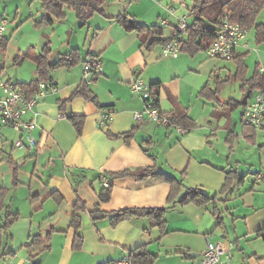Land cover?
Here are the masks:
<instances>
[{
    "label": "crops",
    "instance_id": "obj_1",
    "mask_svg": "<svg viewBox=\"0 0 264 264\" xmlns=\"http://www.w3.org/2000/svg\"><path fill=\"white\" fill-rule=\"evenodd\" d=\"M119 2H122L119 6H108L107 15L94 14L86 25L80 26L76 14L69 16L68 8L64 19L41 24L45 29L46 24L59 25L62 20L67 21L59 26L66 38L58 49L53 48L52 40L56 27L51 33L43 32L45 38L38 37L35 47L29 46L26 50L19 47V43L12 46L13 39L4 36L0 74L22 85L37 79L36 60L46 44L51 48L52 62L71 53L79 56L72 65L50 72V80L57 89L42 97L36 106L35 147H29L25 137L24 145L16 146L22 134L0 122V227L8 213L19 214L9 225L7 236L3 235L0 240V264H25L34 255L40 264H113L128 257L131 250L142 244L157 256L154 264H197L199 257L202 260L207 237L223 243L225 256L221 259L228 264H264V180L255 179V173L264 167V142L258 137L261 128L245 126L244 122L240 126L233 117L235 114L231 113L234 107L225 105V102L245 97L248 101L262 92L255 90L247 97L248 87L235 80L231 82L235 87L238 85L242 99L209 98L206 91L200 89L209 84L216 70L220 79L224 76L228 79L236 73V60H229V64L214 59L193 64V55L184 51L175 57L162 56L164 40L173 37L179 17L186 9L188 21L193 24L194 0L192 4L186 1L185 6H181L180 0ZM15 5L17 14L20 13L16 23L35 18L32 11L28 13V7ZM172 6L175 11L170 14ZM39 7L42 9V3ZM44 11L40 19H34L36 22L48 16ZM120 14L148 26L158 24L161 33H154L143 41L140 32L118 21ZM163 19L168 20L166 25H161ZM257 23L264 25L260 21ZM251 30L255 38V29ZM249 32L250 29L236 49V56L244 55L246 77L252 76L257 69L264 72L261 57L253 71L247 63L252 50L250 41L246 40ZM184 36L188 40V32ZM155 38L163 40L148 46ZM206 51L208 53V49ZM94 56L103 63L104 73L86 82L83 63ZM12 57L14 65L18 66L6 74L5 68ZM193 71L209 73L202 87L197 83L201 76H193L191 81L186 79L195 74ZM137 78L149 85L159 83L153 89L166 115L185 110L188 118L182 119L178 126H185L187 132L181 133L174 123L162 126L151 120L136 121L134 112L144 108V101L131 88ZM81 83L87 84L96 100L78 96L68 102ZM214 100L218 101L217 105L208 106ZM197 108L200 109L196 111ZM102 109L112 110L114 117L101 128L99 114ZM71 114L85 117L80 133L68 118ZM14 165L18 168L16 177ZM245 165L249 166L248 174L244 172ZM145 166L156 167L181 181L172 199V184L165 178H111L110 175ZM230 170H237L243 181L234 187L233 193L224 194L221 191ZM102 176L113 184L111 199L100 203L102 210L113 213L130 207H165L167 233L162 236L154 218L145 215L123 220L116 226L112 225L110 216L94 220L91 211L105 186ZM188 187H200L226 199L217 202V209L213 201L200 205L180 203ZM59 196L63 198L61 202L56 199ZM78 198L86 207L80 212L81 228L76 230L71 220ZM78 234L83 242L80 248H75ZM37 235L42 237V245L24 248Z\"/></svg>",
    "mask_w": 264,
    "mask_h": 264
},
{
    "label": "trees",
    "instance_id": "obj_2",
    "mask_svg": "<svg viewBox=\"0 0 264 264\" xmlns=\"http://www.w3.org/2000/svg\"><path fill=\"white\" fill-rule=\"evenodd\" d=\"M42 3V8L48 13V16L37 21V25L43 23H51L54 19H64L66 16V8L73 9L76 12L80 26L86 25L89 23L91 18L96 13L107 15V8L109 2L107 0H40ZM264 8V0H194V5L192 11L194 14V22L192 27L188 30L189 38L188 40L183 41L181 46V51H186L187 53L194 55L200 50H207L212 44L216 33L218 31V19L225 15H228L233 22L240 24L242 27L249 29H255V39L256 42L261 44L264 43V25L257 23V17L260 14L261 10ZM118 21H120L128 29H135L142 35L143 41L148 38V36H153V34L161 33V26L158 24L154 25H145L136 20H129L126 14H120L117 16ZM169 39H165V44ZM163 39L155 38L150 41L148 46H151L155 41H162ZM5 39L2 38L0 42V47H4ZM77 52V49L73 50ZM51 48L49 45L43 47L42 53L37 57V79L32 80L29 83L23 84L28 91V94L37 88L39 81L41 80H50V72L53 69L70 66L78 58V53L69 54V56L64 55L59 57L56 61L52 62L50 60ZM95 57V56H94ZM244 55L236 54L232 59L236 60L237 72L231 75L228 79L230 80H240L243 82V85L248 87V92L245 94L247 97H250L255 90H260L264 94V72H260L259 69L255 70L252 76L246 77L247 67L243 59ZM258 68V67H257ZM159 86V83L155 82L150 84L151 92L155 98V102L158 106L159 99L157 91L153 88ZM210 91L208 93L207 91ZM206 91V95L209 98H217V92L211 90L207 85L202 89V92ZM210 94V95H208ZM82 96L86 99L92 101L96 100V96L89 89L87 84L81 83V85L74 91L71 97L68 99V102L73 98ZM225 105L233 106L234 108L239 105H246L243 103V99L239 101H228L225 102ZM179 111V112H178ZM175 111L172 116H168L172 123L180 125L182 119L188 118L186 116L185 110ZM70 121L75 125L78 133L82 131V126L84 122V116L71 114L68 116ZM182 125V124H181ZM245 126L247 124L244 123ZM183 126V125H182ZM181 126V127H182ZM182 128L188 130L185 126ZM132 133V132H131ZM131 133L129 135H131ZM111 135V134H109ZM231 135V134H230ZM112 136V135H111ZM121 135H116L120 137ZM227 140H230L228 136ZM17 165L13 166L14 177L17 176ZM111 178L123 177V176H133L138 178H145L148 176H155L165 178L170 181L172 184V193L170 199L173 197L177 186L181 183L180 180L176 179L174 176H170L164 172L159 171L156 167L145 166V167H135L127 168L118 172H113L110 174ZM243 177H240L237 170H230L225 179V183L222 187V193L231 194L234 191V187L238 184H241ZM112 187L113 184L110 182L107 186H104L99 192V202L96 204L95 208L91 211L92 218L94 220L110 216L111 223L113 226H116L123 220L130 219L135 216H150L154 218L155 225H157L161 230V235L167 233V220L165 218L166 208L165 207H130L124 208L115 212H106L100 208V203L107 202L112 197ZM5 191V190H4ZM59 202L62 201V196L56 198ZM226 198H221L218 194L207 193L204 189L200 187H188L186 192L182 194L180 198V203H189L194 202L196 204H204L210 201L214 202L215 208L217 209V202L225 200ZM85 202L81 201L79 198L73 206V216L71 220V225L79 230L81 228V215L80 212L85 210ZM19 214H10L8 213L4 224L0 227V240L3 235L7 236L8 227L18 218ZM220 218V217H219ZM222 221L218 220V224ZM83 242V237L78 234L76 235V241L74 243L75 248H80ZM43 243V239L40 235L34 236L32 241L26 245L27 248H33L40 246ZM3 256V255H2ZM129 259L134 263L142 264H154L156 255L150 253L147 249L146 244L137 246L135 249L129 252ZM31 264H40V260L36 258V255L31 256ZM99 264H109V262L99 263Z\"/></svg>",
    "mask_w": 264,
    "mask_h": 264
},
{
    "label": "built area",
    "instance_id": "obj_3",
    "mask_svg": "<svg viewBox=\"0 0 264 264\" xmlns=\"http://www.w3.org/2000/svg\"><path fill=\"white\" fill-rule=\"evenodd\" d=\"M185 6V2H180ZM175 8L170 7L169 13L173 14ZM188 14L179 17V22L175 28L173 37L163 45V54L165 56H177L181 52V46L185 38V33L192 27L188 21ZM8 20L0 19V42L4 38V31ZM167 19L161 20V25H166ZM248 29L240 24L233 22L228 15L218 19V31L208 48V53L212 57L231 60L236 54V49L246 37ZM83 73L86 82L93 81L104 73V66L97 57H92L84 61ZM132 91L138 94L144 101V108L134 112V118L138 122L151 120L158 125L170 126L172 121L168 115L155 102L152 95L151 87L143 79L137 78L132 82ZM57 89L52 80H41L37 88L28 94L27 88L17 82L4 79L0 74V122L9 125L20 132L22 136L15 142L16 146H23V137L26 138L28 146L33 148L37 145L35 130L38 127L36 106L39 100L47 95L50 91ZM28 114L31 117H26ZM99 126L105 127L112 121L114 114L110 109L100 111ZM243 122L248 126L255 128H264V94L256 93L246 103L243 111ZM175 125V124H173ZM181 133L187 132L181 126L175 125ZM256 180H264V167L255 173ZM102 182L107 186L110 181L106 176H102ZM225 252L222 242H214L207 237V246L202 255V264H228L222 261L221 257ZM230 259V256L228 255ZM113 264H133L129 256L122 260H117Z\"/></svg>",
    "mask_w": 264,
    "mask_h": 264
},
{
    "label": "rangeland",
    "instance_id": "obj_4",
    "mask_svg": "<svg viewBox=\"0 0 264 264\" xmlns=\"http://www.w3.org/2000/svg\"><path fill=\"white\" fill-rule=\"evenodd\" d=\"M109 1H111V2H109V8H112L113 4L115 6H119V4L122 3V2H119V0H113V2H112V0H109ZM132 1H134V0H127L128 3L129 2L132 3ZM181 1L182 2L187 1L188 3L192 4V0H180V2ZM16 3L22 4L23 7H25V6L28 7V13H30L29 11H32L33 14L35 15L34 16L35 18L30 19V21L16 23V19H18V17H20V13L17 14V8L15 5ZM7 4H9V6H7ZM40 5H41L40 0H12V1L11 0H0V19L6 18L8 20V23L6 25V29L4 31V36L7 35V36H9V38L11 37L13 39L12 43H11L12 46L16 45V43H19V47H21L23 50H26L29 46H34L36 44V42H37L36 39L38 37H42L43 32L51 33V30L54 27H56V32L52 36V40H54L53 48L54 49L60 48V44L65 41L66 35L60 33L59 26H60V24H67V21L62 20L61 22H59V25H57L58 23H56V25L55 24H46L47 27L45 29H43L41 25H37L36 20H38L42 17V13L44 10L43 8L41 9V7H39ZM178 6H179V4H178ZM172 7H174V6H172ZM37 9H39V10L37 11ZM67 10H68V13L71 14V15L68 14L69 16H75L76 12L73 9H67ZM20 11H22V10H20ZM185 14H188L187 9H186V12L182 13L181 16H183ZM34 19H36V20H34ZM257 21L264 23V8L261 10L260 14L258 15ZM70 25H73V24H70ZM252 29H254V28H252ZM43 37L45 38V35ZM61 38L63 39L62 41H60ZM246 40L250 41L249 45L252 49L250 51V57L247 59V63L249 64L251 71H253V69L256 66L255 63L260 57L264 61V43H261L262 44L261 45V44H258L256 42V39L254 38V31H252L251 29H250L249 35H248ZM158 49L159 48L157 47V50ZM1 50H2V47H0V54H1ZM12 50H14L13 47H12ZM184 52L187 53L186 51H184ZM162 56L163 57L165 56L163 54V50H162ZM185 56H187V58H189V60H192V58H194L193 61H191V62H193V64H197V63L201 64V63L205 62L206 60H211V59L218 60L220 62H224V63H228V64L230 62L228 59H220L217 57H211L208 55L206 50L198 51L196 54L193 55L192 58L189 57L188 55H185ZM190 56H191V54H190ZM13 58L14 57H12L10 59V64H8L5 68L6 74L9 72H13L14 68L18 66V65H14L15 62H14ZM164 58H166V56ZM167 58H170V57H167ZM167 60H170V59H167ZM231 60H233V59H231ZM188 65H190V64H188ZM193 73H195V74L190 75L186 79L191 81V78H193V76H197V77L201 76V80H199L197 83H200L201 84L200 87H202L204 85L205 81H207L206 77H209V73L207 75H206L205 71H204V73L193 71ZM219 76H220L219 71L216 70L214 72V74H212V76H210L211 80H209V82H208L210 85L208 84L207 86L212 87V89L217 92V96L221 100H226L230 97H238V98L242 99V97L240 96V93L238 92V90H239L238 85H237V87H235L234 82H231L234 80L226 79L227 76H224V79H220ZM200 90H202V88ZM187 91L188 92L190 91L189 87H187ZM235 94H237L238 96H235ZM205 98H207V97H205ZM206 102H208V101L206 100ZM213 102L208 104V106L212 107L213 104L217 105V103H218V101H215V100ZM199 109L200 108H197L196 111ZM242 110H243V105H239L238 107L233 108L231 111L232 114H235V115H233V117L235 120L239 121L240 126H242V124H243V119L241 117ZM258 133H259V136H258L259 140L264 142V131L259 129ZM243 169H244V172H246V174H248L249 166L245 165L243 167ZM24 248L28 249L27 247H24ZM187 253L189 254V252H187ZM224 256L225 255H222V259H224ZM200 260H201V258L199 257L197 264H200V262H201ZM0 261H1V259H0ZM25 264H31V261H29L27 259Z\"/></svg>",
    "mask_w": 264,
    "mask_h": 264
},
{
    "label": "water",
    "instance_id": "obj_5",
    "mask_svg": "<svg viewBox=\"0 0 264 264\" xmlns=\"http://www.w3.org/2000/svg\"><path fill=\"white\" fill-rule=\"evenodd\" d=\"M246 101H247V98L245 97V98H244V100H243V102H245V103H246ZM194 255H196V254H194Z\"/></svg>",
    "mask_w": 264,
    "mask_h": 264
}]
</instances>
